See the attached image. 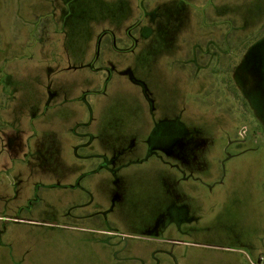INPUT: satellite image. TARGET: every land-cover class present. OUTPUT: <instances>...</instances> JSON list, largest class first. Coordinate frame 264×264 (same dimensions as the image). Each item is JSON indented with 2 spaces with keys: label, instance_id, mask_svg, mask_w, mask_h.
I'll use <instances>...</instances> for the list:
<instances>
[{
  "label": "rangeland",
  "instance_id": "rangeland-1",
  "mask_svg": "<svg viewBox=\"0 0 264 264\" xmlns=\"http://www.w3.org/2000/svg\"><path fill=\"white\" fill-rule=\"evenodd\" d=\"M262 53L264 0H0V264H264Z\"/></svg>",
  "mask_w": 264,
  "mask_h": 264
},
{
  "label": "crops",
  "instance_id": "crops-1",
  "mask_svg": "<svg viewBox=\"0 0 264 264\" xmlns=\"http://www.w3.org/2000/svg\"><path fill=\"white\" fill-rule=\"evenodd\" d=\"M100 137H102V136H98V138H100ZM103 140V139H102ZM126 152V150L125 151H121L120 153H119V156H121L123 153H125ZM115 154V153H114ZM112 155V156H110V157H108L107 158V160H109V161H113V162H116V160L119 158V157H114V156H116V155Z\"/></svg>",
  "mask_w": 264,
  "mask_h": 264
},
{
  "label": "snow or ice",
  "instance_id": "snow-or-ice-1",
  "mask_svg": "<svg viewBox=\"0 0 264 264\" xmlns=\"http://www.w3.org/2000/svg\"><path fill=\"white\" fill-rule=\"evenodd\" d=\"M261 55H264V53H262Z\"/></svg>",
  "mask_w": 264,
  "mask_h": 264
}]
</instances>
